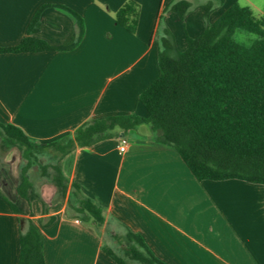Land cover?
Here are the masks:
<instances>
[{"label":"crops","instance_id":"obj_1","mask_svg":"<svg viewBox=\"0 0 264 264\" xmlns=\"http://www.w3.org/2000/svg\"><path fill=\"white\" fill-rule=\"evenodd\" d=\"M125 1L0 0V48L20 43L42 5L64 6L84 24L82 40L72 51L0 54V123L46 144L101 117H143L138 97L158 75L152 34L161 10L175 0H134L140 6L135 34L114 20ZM186 1L194 5L196 0ZM234 4L264 15V0H223L208 22ZM197 6L183 22L165 14L179 51L186 48V35L195 38L203 30ZM73 29L70 16L48 8L34 37L58 46ZM115 133L74 149L60 162L68 187L76 184L101 206L105 222L113 219L138 234L164 264H264V185L198 182L174 149L151 140L148 124ZM122 139L125 150L119 152ZM19 162L16 149L0 160V264L18 262L21 218L40 227L45 264H115L102 252L106 224L95 230L65 218L66 198L53 203L52 185L38 188L45 212L39 201L28 203L17 195Z\"/></svg>","mask_w":264,"mask_h":264},{"label":"trees","instance_id":"obj_2","mask_svg":"<svg viewBox=\"0 0 264 264\" xmlns=\"http://www.w3.org/2000/svg\"><path fill=\"white\" fill-rule=\"evenodd\" d=\"M222 3L223 0H207L196 7L203 12L204 27L195 38L186 35L184 51L177 50L164 15L173 13L183 22L194 5L175 0L161 10L152 34L158 75L138 97L143 117H101L84 123L73 135L46 144L31 141L12 124L0 123V154L12 149L20 154L17 195L28 203L39 201L44 211L45 203L35 187L37 181L52 185L66 198L65 218L95 230L106 224L102 252L115 264L164 263L138 234L113 219L105 222L103 208L83 196L79 186L68 187L60 162L74 149L112 139L116 129L127 134L144 123L150 126L151 140L174 149L198 182L236 180L264 185V15L255 16L250 9L234 4L209 23V15ZM48 8L67 14L74 22V29L58 46L34 37ZM139 15V4L127 0L114 13V20L135 34ZM83 34V20L74 11L61 5H42L20 43L0 48V54L72 51ZM10 207L19 214L15 206ZM53 220L49 218L45 225ZM20 221L17 264H45L40 227L31 219ZM111 225L118 228L112 229Z\"/></svg>","mask_w":264,"mask_h":264},{"label":"rangeland","instance_id":"obj_3","mask_svg":"<svg viewBox=\"0 0 264 264\" xmlns=\"http://www.w3.org/2000/svg\"><path fill=\"white\" fill-rule=\"evenodd\" d=\"M205 3V0H196L195 2H194V6H197V5H201V4H204ZM164 18H165V15H164ZM165 23V22H164ZM179 51V50H178ZM2 157H3V154H0V160L2 159ZM41 186V184L40 183H38V181H37V188H39ZM64 201V199L62 198V196L58 193V192H56L55 193V196H54V198H53V203H58V202H63ZM111 227H112V229H113V227H114V225H111ZM110 227V228H111ZM105 240H107V238L105 237L104 238Z\"/></svg>","mask_w":264,"mask_h":264},{"label":"built area","instance_id":"obj_4","mask_svg":"<svg viewBox=\"0 0 264 264\" xmlns=\"http://www.w3.org/2000/svg\"><path fill=\"white\" fill-rule=\"evenodd\" d=\"M121 143H122V145H121V147H119V152H124L126 141L124 139H122Z\"/></svg>","mask_w":264,"mask_h":264}]
</instances>
